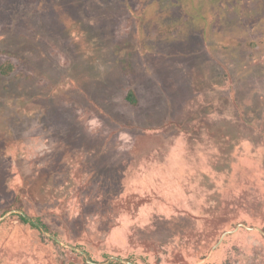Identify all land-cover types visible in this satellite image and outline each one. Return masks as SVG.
Returning <instances> with one entry per match:
<instances>
[{
    "label": "rangeland",
    "instance_id": "obj_1",
    "mask_svg": "<svg viewBox=\"0 0 264 264\" xmlns=\"http://www.w3.org/2000/svg\"><path fill=\"white\" fill-rule=\"evenodd\" d=\"M0 264H264V0H0Z\"/></svg>",
    "mask_w": 264,
    "mask_h": 264
},
{
    "label": "trees",
    "instance_id": "obj_2",
    "mask_svg": "<svg viewBox=\"0 0 264 264\" xmlns=\"http://www.w3.org/2000/svg\"><path fill=\"white\" fill-rule=\"evenodd\" d=\"M1 72L2 73H6L5 71V67L1 68ZM126 101L131 104V105H135L136 102H135V99H134V94L131 92L129 93L127 96H126ZM21 220L24 222V223H27L26 219L24 217H21Z\"/></svg>",
    "mask_w": 264,
    "mask_h": 264
}]
</instances>
